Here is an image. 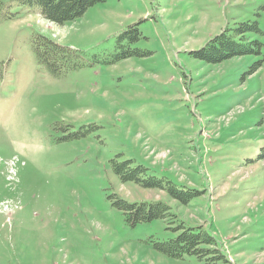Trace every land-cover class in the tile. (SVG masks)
<instances>
[{
	"label": "rangeland",
	"instance_id": "1",
	"mask_svg": "<svg viewBox=\"0 0 264 264\" xmlns=\"http://www.w3.org/2000/svg\"><path fill=\"white\" fill-rule=\"evenodd\" d=\"M0 1V264H206L155 250L181 223L215 238L216 264H264V0H105L62 26ZM242 24L257 53L191 56ZM37 35L82 66L51 78ZM111 160L197 194L121 183ZM114 195L176 217L130 226Z\"/></svg>",
	"mask_w": 264,
	"mask_h": 264
},
{
	"label": "trees",
	"instance_id": "2",
	"mask_svg": "<svg viewBox=\"0 0 264 264\" xmlns=\"http://www.w3.org/2000/svg\"><path fill=\"white\" fill-rule=\"evenodd\" d=\"M28 12H36L43 20L57 26L81 18L85 12L97 3L105 0H12ZM0 8L6 9L5 2L0 1ZM12 16V15H11ZM10 17V16H9ZM257 26L240 25L233 30L221 31L206 44L191 52V56L208 64H218L225 60L257 53L250 44L260 47L258 42H249L245 34L257 31ZM135 27L128 28L118 36L120 40L128 34L137 37ZM135 37V38H136ZM32 51L39 66L44 68L51 78H61L67 70L79 68L81 54L77 51L58 45L45 37L37 35L32 40ZM261 159L264 160V150ZM113 174L121 183H132L143 190L162 192L167 198L185 206L196 191L185 193L179 187L165 180L148 174L142 166H133L130 161L122 163L110 161ZM112 205L122 212L125 222L130 226L148 223L155 220H166L176 217L171 213V207L162 201L128 202L118 196H112ZM175 231H180L174 238L163 242H154V248L159 253L171 259H182L184 256L194 257L206 264L225 262V256L220 251L215 238L201 226L187 227L179 224Z\"/></svg>",
	"mask_w": 264,
	"mask_h": 264
}]
</instances>
